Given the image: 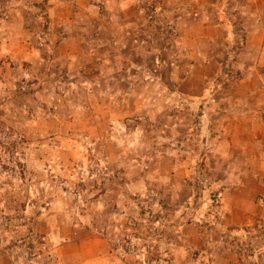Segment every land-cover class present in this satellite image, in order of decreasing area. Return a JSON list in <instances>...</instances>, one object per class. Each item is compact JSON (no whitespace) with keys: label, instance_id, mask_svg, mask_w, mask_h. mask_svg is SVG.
Wrapping results in <instances>:
<instances>
[{"label":"rangeland","instance_id":"rangeland-1","mask_svg":"<svg viewBox=\"0 0 264 264\" xmlns=\"http://www.w3.org/2000/svg\"><path fill=\"white\" fill-rule=\"evenodd\" d=\"M0 264H264V0H0Z\"/></svg>","mask_w":264,"mask_h":264}]
</instances>
